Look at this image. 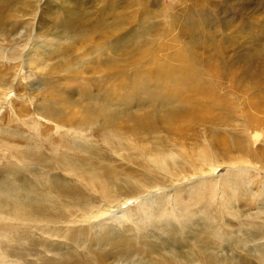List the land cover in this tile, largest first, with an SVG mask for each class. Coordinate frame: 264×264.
Segmentation results:
<instances>
[{"label": "rangeland", "instance_id": "obj_1", "mask_svg": "<svg viewBox=\"0 0 264 264\" xmlns=\"http://www.w3.org/2000/svg\"><path fill=\"white\" fill-rule=\"evenodd\" d=\"M196 88H204L208 99ZM207 103L205 118L184 116L194 105ZM128 115L151 116L156 132L148 140L161 149L194 156L210 146L223 164L218 174L238 166L239 158L254 160L257 169H264V0H0V216H9L7 197L19 200L20 211H31L34 200L41 207L42 191L37 198L35 193L20 195L24 183L19 181L47 183L35 176L50 164L54 175L70 180L61 170L63 156H85L73 148L78 134L94 136L91 142L104 164L128 168L114 154L101 152L103 130H112L106 123L121 128ZM246 119L252 123V135L259 136L254 144L240 125ZM263 179V174L254 179L252 193L242 186L240 194H232L239 199L240 214L229 227L212 193L207 191L196 203L188 199L192 190L186 182L176 190L190 203L188 215L195 228L204 227V216L215 231L230 238L233 231L248 228L246 220L250 227L264 220L251 219L258 215L256 192ZM174 208L172 200L170 214ZM123 214L122 223L111 213L98 221L70 223L68 231L58 225L61 231L54 237L38 229L35 233L37 239L59 243L57 256L105 255L102 262L92 255L93 264H155L166 251L188 249L177 243L168 246L176 241L177 221L142 247L134 239L152 231L140 230L146 227L144 212L132 205L118 216ZM155 220L164 226L170 222L167 215ZM1 228V262L41 264L35 257L40 247H30L27 239L18 246L14 232L11 238ZM74 231L81 235L70 242ZM187 241L200 245L192 237ZM251 254L250 264H257Z\"/></svg>", "mask_w": 264, "mask_h": 264}, {"label": "bare ground", "instance_id": "obj_2", "mask_svg": "<svg viewBox=\"0 0 264 264\" xmlns=\"http://www.w3.org/2000/svg\"><path fill=\"white\" fill-rule=\"evenodd\" d=\"M143 1L151 2L152 0ZM195 90L201 91L202 97L208 99L204 88ZM208 111V103L198 107L194 105L190 113L186 112L189 114L184 116L189 117L187 120L202 119L208 115ZM181 124L180 126H183V123ZM240 125L247 132L248 139L254 144L253 138L258 140L259 136L252 135L254 130L251 121L246 119ZM113 126L108 123L104 126L112 130H103L101 135L103 150L101 152L106 151L114 154L118 160L126 163L128 168H124L120 164L123 167L118 166L117 170L104 164L99 148L91 142L94 136L78 134L74 140L73 148L80 149L85 156L82 158L75 156L71 159L70 152H67L68 157L63 156L65 161L61 170L66 173V177H70V180H63L54 175L52 173L54 169L50 164L43 169V172L41 170L38 176H35L38 179H46L47 183L39 180L31 181L26 178L19 181L24 183L19 189L20 195L35 193V198H37L39 192L42 191L38 196V198L42 197L41 207L34 200L31 202L35 205L34 208L31 203L28 204L29 209L33 208L31 211H20L19 200L7 197L5 210L9 216L6 213L0 216V222L5 223V225L2 224V228L0 227L1 230L7 231L11 238L10 231H13V240L19 244L18 246H22L24 240L27 239L30 247H40L35 250V257L41 264H93L92 255L101 262L105 255L91 252L90 256L87 254L84 255V258L78 256L73 259L70 252H66L57 256L55 252H61L60 249L56 251L59 243H52L48 238L43 237H38L41 242L38 243L35 231L38 229L42 234L48 235L47 237H54L61 231L58 225H64L65 229L63 230L68 231L70 223L78 225L98 221L111 213H117L114 219L122 223L126 215L118 216V213L122 208H129L133 205L137 212H144L143 219L146 227L140 230H152L141 232L134 239L135 241L139 240L142 247L146 246L148 242H153L155 235L158 232H163L166 226L171 224L175 226L174 222L177 221L175 228L179 229L177 232H173L176 241L169 243L168 246L173 247L177 243L181 247L187 246L188 248L187 250L171 249L166 251L155 264H250V259H248L251 254L249 243L252 244L253 251L251 258H255L257 264H264V220H260L255 227H250L246 220L248 228L233 231L230 238L215 231L211 221L204 216H202L204 227L202 229L195 228L192 225V216L188 215L189 208H191L190 203L182 196L180 190H176L183 187L186 182L192 190L188 199L196 203L204 197L207 191L212 193L213 200L217 199L218 202L220 200L222 205L220 209L223 208L226 212L223 220L226 227H229L231 225L229 221L234 220L240 214L237 211L239 199L232 194H240L239 188L242 186L247 188L248 193H252L254 179L260 174L264 175V169H257L259 164L256 161L239 158L238 166L229 168L227 174H218L222 170L223 164H219L216 154L210 146L198 151V154L190 156L189 154L176 153L173 148L161 149L162 146L158 147L149 142L148 139L156 132V125L150 115L143 117L128 115L127 123L125 122L121 128ZM262 142L264 143V139ZM66 144L69 146L68 143ZM235 148L240 147L236 145ZM28 185L32 188H28ZM226 185L227 188H224ZM213 188H215V196ZM172 189L175 191L174 194L168 192ZM227 189L231 193H228ZM175 193L178 195L177 197H174ZM248 193H245L244 196H247ZM256 193L260 204L258 215L251 218L252 220L264 218V179ZM230 194L233 196L234 202ZM227 196L230 198L227 199ZM172 200L176 202L177 208L172 209L170 214L168 204ZM44 203H47L45 207ZM2 209L4 208L1 206L0 211ZM160 215H167L170 222L164 226V223L160 222L163 218L155 220ZM247 219H250V216ZM127 220L135 223V219L127 217ZM12 221L18 224H13ZM30 226L34 231L30 232L32 230L29 228ZM73 233L74 235L70 236V242L81 235V231ZM233 236H237V238H233ZM187 237H192L200 245L192 246L193 244L187 241ZM95 240L97 239H93V242ZM134 240L133 242H135ZM88 247L89 245L85 249L88 250ZM5 263H9V261H0V264ZM12 264H19V262Z\"/></svg>", "mask_w": 264, "mask_h": 264}]
</instances>
